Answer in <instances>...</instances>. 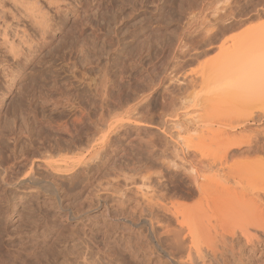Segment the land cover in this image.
<instances>
[{
  "label": "rangeland",
  "instance_id": "374dc122",
  "mask_svg": "<svg viewBox=\"0 0 264 264\" xmlns=\"http://www.w3.org/2000/svg\"><path fill=\"white\" fill-rule=\"evenodd\" d=\"M9 2L0 20V154L5 151L8 163L0 156V175L10 166L14 179L32 161L40 169L43 160L94 156L84 166L87 174L73 182L42 171L47 182H61L60 202L40 186L28 193L0 183V264H140L132 255L146 261L149 246L127 220L138 217L137 201L147 188L139 180L126 185L123 177L135 171L159 176L164 163L172 172L164 185L169 201L203 204L182 180L177 147L220 139L215 68L234 53L233 39L264 17L256 19L245 0H77L70 8L62 0H40L37 20L48 14L53 22L43 28ZM209 2L232 5L235 16L216 11L220 34L205 41L215 22L202 18L214 21L219 14L201 10ZM250 133L238 136H257ZM210 244L206 239L194 249ZM251 264H264V249Z\"/></svg>",
  "mask_w": 264,
  "mask_h": 264
},
{
  "label": "bare ground",
  "instance_id": "6f19581e",
  "mask_svg": "<svg viewBox=\"0 0 264 264\" xmlns=\"http://www.w3.org/2000/svg\"><path fill=\"white\" fill-rule=\"evenodd\" d=\"M9 1L13 2L12 6L17 9L21 18L30 20L33 17L35 19L33 21L32 18L31 22L39 27L43 26V28H47L53 23L51 18H47L48 14L37 20V14L44 10L40 6V0ZM9 1L0 0V20L2 21L4 4L10 3ZM70 1L77 0H62V2H66L65 8H70L73 5ZM245 1V6L251 5V8H253L250 11L256 19L264 17V0ZM212 3L216 6L214 2ZM230 4L223 9L220 7L222 9L221 13L224 12L225 15L227 12L232 11L233 14L231 15L233 16L235 12ZM160 6L158 4L156 8ZM214 6L211 3L210 5L208 3L203 4L201 10L210 11L209 9H214V12L218 14L219 12L216 11H219L220 8ZM165 7L163 6V8ZM60 9V5L55 6L56 12ZM219 14H214V21L207 19L208 16L202 18L204 24L215 22V25L212 24L213 26L208 24L212 27L205 32V41H210L214 37L217 38L220 34L221 25L216 24V21L222 18V14ZM200 22L202 21L200 20ZM235 38L232 41L235 46L234 53L232 52L219 63V66L217 65L218 67L215 68L217 70H213L215 72L213 78L212 74H209L215 80L214 87L211 88V90L213 89L212 95L214 94L213 97L218 100L221 106L218 110H221L223 115L222 123L220 122L222 124L219 133L220 139H209L208 142L204 141V144L201 142L203 147L201 146L202 149L199 150L201 144L199 147H195L194 145L187 146L179 143L180 147L177 148L178 151L179 148L181 151H176V156L181 162V168H183V173H181L184 175V179L182 180H189V193L199 195L203 204L197 208H187L180 207L171 200L169 201L171 198L165 192L166 187L164 188V185L167 178L171 177L172 172L166 169L164 163L162 164L164 170L160 172L159 176L141 174L136 171L135 174L133 173L134 175L132 174V177L122 176L125 178L126 185H137L136 180H139L147 188V190L141 192L140 200L137 201L135 209L137 213L135 215L138 217L134 220H127V223L143 236L147 246H149L147 254L144 252L142 255L143 259L147 258L146 261L138 260L142 258L139 255H132V259H135L137 263L251 264L257 256V251L264 249V111L258 110L259 106L264 104V23L257 27H249ZM17 56L19 55L17 54ZM17 58L15 59L18 60ZM218 112L220 113V111ZM230 112L233 115L232 119H235V121L231 120L229 122L227 116ZM250 131L252 133L255 131L253 134H257V136H252L253 139L249 136L246 137L247 139L242 136L241 139L238 136L239 133H250ZM176 138L179 137L176 136ZM238 138L240 139L238 140ZM100 150L96 151L100 153ZM199 151L200 153H198ZM3 152L1 151L2 154ZM92 156L88 157L89 160L92 159ZM1 157V159L5 157V161H2L6 164V156ZM89 160L85 157L81 159L64 158L56 161L43 160L40 169L39 166L38 168L37 166L34 167L32 161L28 170L22 174L20 173L23 170L18 172L19 174L16 173L17 175L14 174V176L16 175L14 179L10 176L12 168L8 165L9 167L2 169L0 183L5 187H16L28 193L35 191L40 186L55 202H60L58 185L61 184L63 179L73 182L77 175L86 173L84 172L86 171L84 166H88ZM2 161H0L1 164ZM236 165L239 168H235ZM255 165L258 166L255 167ZM259 166L261 169H257ZM12 167L14 169L15 166ZM42 171L51 173V175H54V180H61V182H57L58 185L54 181L47 182L46 178L48 176ZM254 171H257V173H253ZM175 175L174 179L180 177L178 174ZM128 181L130 182L128 183ZM121 204L124 205V203ZM135 210L133 211L135 212ZM67 218L73 219L74 215L68 213ZM206 239L210 240L211 244L206 249L196 251L194 247ZM106 257L109 258L108 255ZM113 262L114 260L109 259L106 264H113Z\"/></svg>",
  "mask_w": 264,
  "mask_h": 264
}]
</instances>
